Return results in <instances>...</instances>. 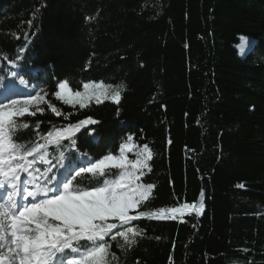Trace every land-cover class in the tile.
I'll use <instances>...</instances> for the list:
<instances>
[{"label": "trees", "instance_id": "1", "mask_svg": "<svg viewBox=\"0 0 264 264\" xmlns=\"http://www.w3.org/2000/svg\"><path fill=\"white\" fill-rule=\"evenodd\" d=\"M240 36L253 41L244 57ZM0 54L20 65L0 56L4 83L17 72L71 113L25 116L41 133L99 121L75 148L64 142V165L116 155L131 135L153 153L141 182L155 187L137 211L203 202L199 214L133 221L144 235L126 253L113 242L119 264H264V0H0ZM64 79L123 86L120 104L65 105L54 96Z\"/></svg>", "mask_w": 264, "mask_h": 264}, {"label": "snow or ice", "instance_id": "2", "mask_svg": "<svg viewBox=\"0 0 264 264\" xmlns=\"http://www.w3.org/2000/svg\"><path fill=\"white\" fill-rule=\"evenodd\" d=\"M27 23L31 26L32 20ZM239 40L237 47L243 53L248 40L244 36ZM0 56L8 64L20 66L17 60ZM11 75L15 78L18 73ZM19 83L25 87L29 84L23 77ZM80 83L82 90H73L68 79L57 81L56 100L80 109L93 101L120 104L123 86L113 88L91 80ZM0 90V264H119L120 257L112 251L113 242L126 253L144 235L143 229L132 226L133 221L143 217L175 220L189 210L197 214L204 211L202 201L198 205L186 203L157 211H137L155 187L141 182V177L152 171L149 161L153 153L147 143L136 151L135 159H129L127 154L136 148L129 135L119 145L118 154L109 152L94 160L82 153L88 157L82 164L65 168L64 142L75 148L76 134L99 121L88 116L76 123L53 125L41 133V122L30 125L24 117L44 113L42 105L65 120L71 113H63L46 99L48 94L43 90L16 95L3 77ZM30 126L35 137L19 140L18 132ZM95 131L93 127L91 132ZM113 169L118 172L113 173ZM200 195L203 197V191Z\"/></svg>", "mask_w": 264, "mask_h": 264}, {"label": "rangeland", "instance_id": "3", "mask_svg": "<svg viewBox=\"0 0 264 264\" xmlns=\"http://www.w3.org/2000/svg\"><path fill=\"white\" fill-rule=\"evenodd\" d=\"M248 40V44L247 46L245 47L243 53L241 52L240 48L238 47V51H239V55L241 57H244L246 54H248L252 47H253V41L251 39H247ZM6 85H8L9 87L15 89V94L16 95H19V96H23V95H27L28 93H32V89L30 87H25L24 85H21L19 83V79L14 81V80H10ZM2 91V90H0ZM137 150H134L130 153H128V158L129 159H135V153H136ZM87 158L85 156H82L81 154H73L72 155V158L67 161L66 163V167L65 168H68V167H77L79 166L80 164H82ZM61 171H64V169H62Z\"/></svg>", "mask_w": 264, "mask_h": 264}]
</instances>
